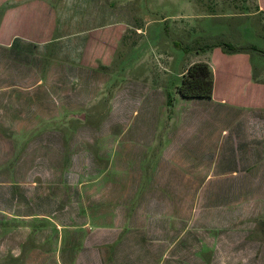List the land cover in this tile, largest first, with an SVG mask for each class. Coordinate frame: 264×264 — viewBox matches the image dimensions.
<instances>
[{
	"label": "rangeland",
	"instance_id": "1",
	"mask_svg": "<svg viewBox=\"0 0 264 264\" xmlns=\"http://www.w3.org/2000/svg\"><path fill=\"white\" fill-rule=\"evenodd\" d=\"M58 2L56 23L9 27L0 44V195L24 212L80 178L91 199L179 197L185 264H264V163L238 131L245 105L219 101L239 92L251 103L252 92L212 53V98L174 92L185 66L223 43L243 50L251 81L264 86V58L251 50L264 53L256 0ZM137 184L130 196L117 189ZM7 222L0 246L15 226L30 231L27 247L35 222ZM37 250L0 249V264H50Z\"/></svg>",
	"mask_w": 264,
	"mask_h": 264
},
{
	"label": "crops",
	"instance_id": "2",
	"mask_svg": "<svg viewBox=\"0 0 264 264\" xmlns=\"http://www.w3.org/2000/svg\"><path fill=\"white\" fill-rule=\"evenodd\" d=\"M58 3V0H0V44L8 45L14 36L6 32L5 29L9 27L35 29L42 23H56V17L61 12ZM256 5L257 12L264 14V0H256ZM22 38L25 42L29 39L25 35ZM205 52L206 60L192 61L185 68L197 61L210 66L211 98L215 94L213 78L216 74L214 63L209 59L211 53L237 69L236 73L240 75L241 82L248 91L252 92L254 101L245 102L239 92L230 96L228 104L223 99L219 101L229 108H241L245 105L249 117L238 131L240 137H246L256 144L255 156L264 163V86L251 81L249 58L245 54H225L217 47ZM248 91L244 94L249 95ZM226 113H229V109ZM205 116L212 117L215 114L206 113ZM241 155L244 156L245 151ZM246 166L249 167L248 164ZM83 186L85 185L80 178L66 183L60 186L61 190H65V197H53L54 193H51L47 199H37L34 206L24 212L11 206L12 194L9 191L3 192L0 195L1 224L8 223L10 219L19 223L34 221L35 229L31 235V243L25 247L30 231L25 227L18 231L13 226L12 230H7L1 236L0 249H40L37 250L39 253L51 255L50 264H153L157 259L162 264L186 263L179 256L180 251L186 249L181 244V237L185 232L184 224L180 227V223L184 222L182 213L185 207L181 198L172 201L152 198L134 201L133 197H124L105 201L100 196L91 199L89 190L85 188L83 191ZM139 188L137 184L134 189L133 185L117 189L130 190V196L133 195V190ZM168 188L180 189V185ZM108 206L112 210L108 211ZM196 250L200 249H191V252L195 253ZM30 253L34 254L36 251ZM193 263L203 264L202 258L198 263Z\"/></svg>",
	"mask_w": 264,
	"mask_h": 264
},
{
	"label": "trees",
	"instance_id": "3",
	"mask_svg": "<svg viewBox=\"0 0 264 264\" xmlns=\"http://www.w3.org/2000/svg\"><path fill=\"white\" fill-rule=\"evenodd\" d=\"M223 53H240L243 50L237 49L230 44H221ZM264 58L262 51L251 48ZM175 94L184 100H208L212 92V73L209 65L204 62H196L188 65L180 75L179 84L174 89ZM166 106H170L171 99L166 96Z\"/></svg>",
	"mask_w": 264,
	"mask_h": 264
}]
</instances>
